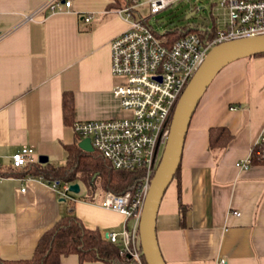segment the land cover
<instances>
[{"label": "crops", "instance_id": "0c3cea01", "mask_svg": "<svg viewBox=\"0 0 264 264\" xmlns=\"http://www.w3.org/2000/svg\"><path fill=\"white\" fill-rule=\"evenodd\" d=\"M48 1L0 0L3 168L13 166L11 156L24 146L33 147L37 163L40 156L53 166L67 163L66 148L77 134L64 123L63 93L74 95L75 122L128 115L114 95L120 80L112 75L111 43L129 26L113 0H71L62 12L42 11L24 22ZM213 81L190 122L181 171L160 204L157 239L167 264H264V166H236L264 140V56L233 62ZM212 127L234 134L223 154L210 151ZM86 194L82 187L74 194L76 216L86 227L104 236L132 225L103 207L104 196L91 201ZM68 211L42 177L0 178L1 257L31 256ZM61 259L81 264L75 254Z\"/></svg>", "mask_w": 264, "mask_h": 264}, {"label": "built area", "instance_id": "2783aa9c", "mask_svg": "<svg viewBox=\"0 0 264 264\" xmlns=\"http://www.w3.org/2000/svg\"><path fill=\"white\" fill-rule=\"evenodd\" d=\"M142 1L132 0L130 5L118 10L129 28L111 43L112 75L120 80L114 87V95L128 115L110 120H81L72 126L116 170L146 172L135 195L106 192L102 199L103 207L122 214L126 222L133 221L131 226L125 224L121 232H107L103 238L118 245L120 255L134 264H147L142 255L139 223L145 197L161 160V149L168 142L174 109L183 91L213 47L226 41L264 35V0H220V8L225 10L222 22L214 18L213 25L194 24L197 31L180 37L170 46L164 43L165 38L159 37L165 33L160 34L150 25V17L140 14ZM181 1L189 0H147L146 4L154 15ZM71 5V0H49L26 14L24 22H34L42 11L62 12ZM11 160L16 168L38 162L33 147L28 146L14 153ZM236 166L250 168V158ZM69 185H61L59 181L51 183L61 197L68 199L74 194ZM219 264L227 262L221 259Z\"/></svg>", "mask_w": 264, "mask_h": 264}, {"label": "trees", "instance_id": "16d2710c", "mask_svg": "<svg viewBox=\"0 0 264 264\" xmlns=\"http://www.w3.org/2000/svg\"><path fill=\"white\" fill-rule=\"evenodd\" d=\"M131 2L132 0H113L111 6L121 9L130 5ZM192 25L189 23L170 28L159 37L165 38L164 43L171 46L180 37L197 31V28ZM257 56H264V54ZM62 100L64 123L73 125L75 122L73 93H63ZM233 137L234 134L228 127H212L209 131L210 151L223 154L234 139ZM80 141L82 138L77 135L76 141L67 146L68 161L64 166L39 162L29 164L25 168L0 167V178L31 175L36 178L42 177L49 183L59 181L61 185L84 184L87 187V194L84 198L91 201H95L98 196H104L106 192L117 195H125L127 192L136 194L141 182L145 179V170H116L98 151L87 152L81 149ZM256 165L264 166V140L256 143L251 149L250 166ZM180 167L175 177L179 175ZM75 196L77 195L73 194L69 199L60 196L68 203L69 211L42 235L31 256L9 261L4 260L0 255V264H61L62 256L71 254L77 255L81 264L100 261L106 264H134L120 255L118 245L103 238L100 229L86 227L76 216Z\"/></svg>", "mask_w": 264, "mask_h": 264}, {"label": "water", "instance_id": "95a60500", "mask_svg": "<svg viewBox=\"0 0 264 264\" xmlns=\"http://www.w3.org/2000/svg\"><path fill=\"white\" fill-rule=\"evenodd\" d=\"M197 12L198 10L193 11L187 19L193 18ZM261 54H264V35L223 42L209 51V55L183 91L174 109L168 142L151 180L139 223L142 255L147 264H167L157 239L158 210L166 190L181 165L185 139L198 104L214 82L213 80L227 65ZM80 147L87 152H94L93 145L88 138L82 139ZM39 159L43 164L49 162L46 156H40ZM69 187L74 194H80L79 184H70Z\"/></svg>", "mask_w": 264, "mask_h": 264}, {"label": "rangeland", "instance_id": "374dc122", "mask_svg": "<svg viewBox=\"0 0 264 264\" xmlns=\"http://www.w3.org/2000/svg\"><path fill=\"white\" fill-rule=\"evenodd\" d=\"M147 0H143L142 6L139 11L143 17H150L149 23L160 33H165L166 30L174 28L176 26H183L190 24H203L213 25L212 20L214 18L219 19L220 22L224 19L225 10L220 8V0H189L181 1L177 4H173L171 7L164 9L159 14H151V11L146 4ZM198 10L193 18L187 19V16L193 11ZM163 147L160 152V157L164 151ZM83 193L86 191V186L83 184Z\"/></svg>", "mask_w": 264, "mask_h": 264}]
</instances>
